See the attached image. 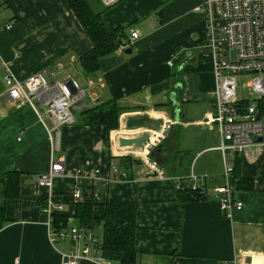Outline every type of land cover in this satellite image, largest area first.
Returning a JSON list of instances; mask_svg holds the SVG:
<instances>
[{
  "label": "crops",
  "instance_id": "crops-1",
  "mask_svg": "<svg viewBox=\"0 0 264 264\" xmlns=\"http://www.w3.org/2000/svg\"><path fill=\"white\" fill-rule=\"evenodd\" d=\"M203 1L119 0L102 7L95 0L107 28L122 29L120 40L127 39L131 30L137 31V37L101 58L96 70L85 72L78 57L90 49L91 42L65 0H0V23L10 22L8 29L0 31V264H60L71 244L51 242L48 217L40 208L51 194L64 206L54 216L65 218L53 219V225L67 221L82 225L76 203L69 197L70 169L98 167L105 172L109 164L126 177L108 172L112 180L96 203L108 200L137 206L135 259L128 263L124 252L103 247L110 264H264V147L222 157L215 149V129L202 123L212 113L214 88L211 50L204 41L201 14L193 10ZM37 69H43L47 79L51 72L57 80H73L92 107L115 101L120 108L116 127L84 123L92 107H82L73 114L72 124L59 128L55 149L47 134L52 121L40 103L21 102L6 91L2 80L5 70L22 79ZM179 84L182 88L176 93ZM143 116L156 119L158 129L149 121L126 126L128 119ZM165 125L172 128L169 151L176 152L167 168L162 159L156 163L147 157L165 134ZM144 133L148 139L143 147L119 145V138ZM154 141L146 158L157 166L156 171L144 162L145 148ZM57 159L62 160V174L52 179L50 187L40 185L36 177ZM180 159L182 169L177 173L173 168ZM224 165L230 167L228 175L223 173ZM233 165L251 189L235 185ZM189 174L197 176L195 181ZM182 178L202 187V198L179 197L176 183ZM227 182L243 205L230 218L213 192ZM102 210L94 204L93 217H100ZM99 225L82 226L97 237L94 229ZM101 229L103 235L102 225ZM80 264L96 263L83 260Z\"/></svg>",
  "mask_w": 264,
  "mask_h": 264
},
{
  "label": "built area",
  "instance_id": "built-area-1",
  "mask_svg": "<svg viewBox=\"0 0 264 264\" xmlns=\"http://www.w3.org/2000/svg\"><path fill=\"white\" fill-rule=\"evenodd\" d=\"M97 1L102 7H109L119 0ZM193 10L201 14L204 41L211 50V73L214 78L212 113L202 123L215 129L218 137L215 149L223 157L243 153L251 147H264V0H204ZM9 27L10 22L0 23V31ZM136 37L137 31L131 30L127 39H121L116 45L117 51ZM43 71L37 69L18 79L5 70L2 80L6 91L21 102L31 105L36 100L40 103L43 114L52 121V129L47 134L57 149L59 128L74 122L70 107L86 93L73 80H57L51 72L47 79ZM239 76L247 77L243 88L249 94L248 100L237 94ZM258 138L260 141H257ZM154 143L145 148L144 162L156 171L157 166L146 158ZM145 145L146 142L143 143ZM61 161L52 160L48 170L39 174L36 181L50 187L52 179L64 170ZM108 172L126 177L113 164H109L105 172L98 167H72L71 203H82L87 199L100 201L102 191L112 180ZM229 172L230 167L224 165L223 173L228 175ZM189 177L195 181L197 176L189 174ZM181 183L179 179L176 187L180 188ZM190 185L199 188L195 182ZM213 192L226 217L230 218L234 210L242 208V202L234 197L231 183L215 186ZM40 210L48 217L51 242L61 240L71 244V249L62 253L60 264H80L83 260L110 264L103 255L102 241L91 230L82 225L68 224V221L53 225L54 215L64 211L63 202L50 194Z\"/></svg>",
  "mask_w": 264,
  "mask_h": 264
},
{
  "label": "trees",
  "instance_id": "trees-1",
  "mask_svg": "<svg viewBox=\"0 0 264 264\" xmlns=\"http://www.w3.org/2000/svg\"><path fill=\"white\" fill-rule=\"evenodd\" d=\"M74 17L91 42V47L85 53L79 55L78 63L85 72H92L99 66V60L116 52V45L120 37H123L122 29L116 27L108 29L101 18L102 9L96 7L95 0H65ZM182 84L175 86L176 93H180ZM120 108L115 101L109 100L90 108L84 117V123L104 124L107 128L116 127L117 114ZM158 163L160 157H152ZM15 174V173H13ZM16 175V174H15ZM14 177V176H13ZM232 177L237 187L251 189L252 184L239 177L236 166L232 167ZM15 184L17 183L16 176ZM181 187L177 189L179 197L183 199H200L202 193L199 188H192L186 180L181 179ZM103 206L100 217H93L92 206ZM136 204H120L103 200L99 203L87 199L82 203H76V216L84 226H92L101 223L103 228V247L106 250L124 252L125 260L132 263L135 259V230H136ZM53 219L57 222L65 220L62 215H56Z\"/></svg>",
  "mask_w": 264,
  "mask_h": 264
},
{
  "label": "rangeland",
  "instance_id": "rangeland-1",
  "mask_svg": "<svg viewBox=\"0 0 264 264\" xmlns=\"http://www.w3.org/2000/svg\"><path fill=\"white\" fill-rule=\"evenodd\" d=\"M3 8H0V10H2ZM247 80V77H238L236 84H237V94L245 100L249 99V94L246 91L245 88H243V85L245 84ZM168 125L163 126V132L165 131V134H161L160 138L157 140L156 145L153 147V149L151 150V152L149 153V155L147 156L149 159H152V157H160V159L163 160L162 165L167 168V166L172 165L170 164L173 158L172 156L176 153H170L169 148L172 149L171 147V141H170V137H171V133H172V128H170V130H168ZM167 133V134H166ZM167 135V136H166ZM168 147V148H167ZM162 148V149H161ZM173 152V150L171 151ZM188 152V151H187ZM181 157V156H180ZM153 160V159H152ZM154 161V160H153ZM183 160L180 159L179 163H178V167L177 168H173L177 171V173H181V169H182V165L180 166V163ZM95 232L97 233V238L101 239L102 237V229H101V225L95 227Z\"/></svg>",
  "mask_w": 264,
  "mask_h": 264
},
{
  "label": "water",
  "instance_id": "water-1",
  "mask_svg": "<svg viewBox=\"0 0 264 264\" xmlns=\"http://www.w3.org/2000/svg\"><path fill=\"white\" fill-rule=\"evenodd\" d=\"M130 49H124L123 52H129ZM234 51L231 52L233 56ZM93 102L88 98L87 95H84L80 100L75 102L71 105L70 111L72 114L74 113H80L79 109L82 107L90 108L92 107ZM172 107L174 108V115L178 112L177 104L175 102L172 103ZM143 121H149L155 128L158 129L159 122L156 119H149L147 116H143L142 118H136V119H128L126 121V126L131 127L134 125H141ZM148 139V134L144 133L141 136L134 137V138H119L118 142L119 145H133L135 147H142L143 142H146ZM257 141H260V138L257 139ZM151 175H155L154 172L150 173Z\"/></svg>",
  "mask_w": 264,
  "mask_h": 264
}]
</instances>
